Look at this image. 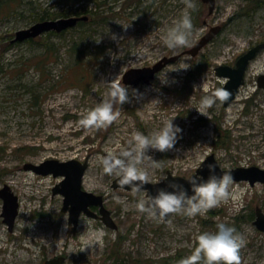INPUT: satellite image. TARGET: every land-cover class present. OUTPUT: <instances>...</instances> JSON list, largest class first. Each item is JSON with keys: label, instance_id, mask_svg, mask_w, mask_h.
Listing matches in <instances>:
<instances>
[{"label": "rangeland", "instance_id": "374dc122", "mask_svg": "<svg viewBox=\"0 0 264 264\" xmlns=\"http://www.w3.org/2000/svg\"><path fill=\"white\" fill-rule=\"evenodd\" d=\"M185 7L184 0H0V190L10 186L19 201L10 231L0 198V264H45L61 255L65 264H113L118 236L124 237L119 248L127 261L172 257L177 264L193 252L199 232H214L221 221L235 226L245 240L241 264H264V233L254 225L256 209L264 212V184L235 183L239 201L222 202L204 215L173 213L161 221L137 208L140 193L114 189L117 176L105 173L100 162L106 149L126 146L134 132L150 134L173 118L183 130L177 144L165 152L148 150L160 167L144 162L152 183L168 172L191 175L193 165L212 154L222 169H264V89L258 87L264 49L250 62L245 84L229 106L215 95L226 84L215 68L235 66L240 56L264 43V0H216L211 15L209 6L196 0L188 45L169 48L163 37ZM71 17L86 20L33 42L12 43L18 31L38 22ZM216 26H221L219 34L196 57L182 55L150 84H124L130 69L181 55ZM184 62L190 67L177 69ZM164 72L168 84L158 76ZM116 81L128 87L130 97L114 104L117 119L106 127L82 126L85 111L108 99ZM204 96L215 99L207 115L197 110ZM219 135L228 137L227 145L216 144ZM87 158L83 188L104 197L117 232L83 215L73 235L69 214L62 212L64 198L53 194L61 178L24 170L27 163ZM117 195L124 203L116 201ZM96 229L103 230V242L81 250L83 239Z\"/></svg>", "mask_w": 264, "mask_h": 264}, {"label": "clouds", "instance_id": "9594fccd", "mask_svg": "<svg viewBox=\"0 0 264 264\" xmlns=\"http://www.w3.org/2000/svg\"><path fill=\"white\" fill-rule=\"evenodd\" d=\"M186 7L181 18L172 26L168 27L164 35V43L169 48H176L181 45H188L189 36L192 34L193 21L190 10L196 8V0H184ZM112 39H117L115 33ZM101 40V39H100ZM100 40H96L99 42ZM190 65L186 62L180 68L187 69ZM162 84H168L167 72L163 76L158 75ZM112 81H115L112 80ZM174 82V81H173ZM226 99L229 93L226 90H219L215 94ZM130 99L129 89L123 83L116 81L112 83L109 90V98L97 104L94 108L86 110L79 123L85 128L106 127L119 116V109H114V104H124ZM160 101L158 98L156 99ZM215 102L213 96H204L197 109L200 113L206 114V110ZM182 128L173 123V118L164 122L163 126L150 134L136 131L127 141L126 146L117 145L116 148L106 149L107 154L100 157L103 171L108 174H115L118 177V184L121 187L131 186L133 194L140 193L141 199L137 203V208L141 212L148 213L153 218L164 220L169 213H183L194 217L197 214L204 215L211 208L220 205L222 202L239 201L240 193L237 191L238 185L234 182L231 170L217 172V164L209 163V175L205 179L202 174L197 173L206 160V156L201 157V163L193 165L195 171L184 177L191 185V194L182 184L174 181L169 182V186L174 189L168 191L164 188L158 190L155 196L149 195L143 186L153 182L149 175L145 161H151L152 166L160 167V163L149 154V149H156L161 152L172 149L182 133ZM211 154V149H209ZM227 167V166H225ZM172 176L176 175L172 173ZM166 179V175L160 180ZM159 180V181H160ZM139 183H136V182ZM158 182V181H157ZM118 203H124L120 196L115 197ZM127 205L125 204V207ZM68 227V225H65ZM103 230H93L83 239V248L94 244L102 243ZM83 235V233H81ZM196 245L191 254L181 258L177 264H241L240 249L244 246L243 236L237 232L235 226L219 222L216 231H202L196 236Z\"/></svg>", "mask_w": 264, "mask_h": 264}, {"label": "water", "instance_id": "95a60500", "mask_svg": "<svg viewBox=\"0 0 264 264\" xmlns=\"http://www.w3.org/2000/svg\"><path fill=\"white\" fill-rule=\"evenodd\" d=\"M209 6V15H211L216 7V0H202ZM86 18L71 17L59 20H46L38 22L29 29L20 30L16 33L12 43L25 42L31 39H37L41 35L48 32L61 33L67 29L73 28L80 21ZM221 30V26H216L203 36V38L190 50L181 55L173 57H164L160 59L152 67L145 68H132L124 74L123 82L127 86L137 87L139 85L150 84L167 65L175 63L183 55H190L196 57L201 50L209 44L214 37H216ZM264 49V43H259L249 49L245 54L240 56L235 66L219 65L215 68V74L218 78H224L227 83L221 90H226L229 95L226 99L217 96L218 100H223L225 107L229 106L237 97L240 88L245 84V76L249 64L256 56ZM258 87L264 89V74L258 78ZM216 163L217 172L231 170L234 176V182H248L251 186L258 183L264 184V169L257 166L252 167H238L233 169H222L216 160L214 154L210 155L202 162V165L197 169L198 174H202L206 179L209 175L208 164ZM89 167L88 158L85 161L78 159H71L68 161H59L57 159H49L40 164L27 163L24 165V170L34 172L40 176H53L54 178H61V181L53 188L54 195H62L63 200V213L69 214V226L71 227L73 235H76L81 217L83 215L100 220L104 225L114 231H118V225L112 218L111 212L106 208L104 197L92 192H88L83 188L84 176ZM174 181L182 184L188 189L191 194V185L181 176L173 177L170 172L167 178L158 183H146L143 187L147 189L148 194L155 196L158 190L164 188L168 191H173L169 186V182ZM136 183H139L138 181ZM112 187L114 189H125L131 191L130 185L121 187L118 184V177L113 181ZM0 198L3 200L4 207L2 217L4 223L8 225L9 230L14 228L15 221L19 213L18 197L12 192L10 186L6 185L0 190ZM93 208H97L95 211ZM169 213L164 221H167ZM254 225L256 228L264 233V212L261 208L256 209ZM65 256H58L45 261V264H65Z\"/></svg>", "mask_w": 264, "mask_h": 264}, {"label": "trees", "instance_id": "16d2710c", "mask_svg": "<svg viewBox=\"0 0 264 264\" xmlns=\"http://www.w3.org/2000/svg\"><path fill=\"white\" fill-rule=\"evenodd\" d=\"M142 1V0H140ZM41 19H44V16L41 17ZM53 33V32H50V34ZM36 39H31V40H28L27 42H33L35 41ZM189 78H190V75H189ZM215 130L218 134L221 133V129L219 128V126H216L215 127ZM222 135H219L218 137V140L216 142L217 145H227L228 142H226L228 140V137L227 136H223L221 137ZM225 138V139H223ZM223 139V140H222ZM223 143H222V142ZM226 142V143H225ZM123 239L124 237L123 236H118V238L116 239V242H115V250L113 252V257H114V263L113 264H119L120 262H123V264H173L172 263V257L170 258H164L162 260H141V259H133L132 260H126L125 259V255H122L120 253V244L123 242Z\"/></svg>", "mask_w": 264, "mask_h": 264}, {"label": "flooded vegetation", "instance_id": "af4514ba", "mask_svg": "<svg viewBox=\"0 0 264 264\" xmlns=\"http://www.w3.org/2000/svg\"><path fill=\"white\" fill-rule=\"evenodd\" d=\"M94 210H96L95 208H93Z\"/></svg>", "mask_w": 264, "mask_h": 264}]
</instances>
